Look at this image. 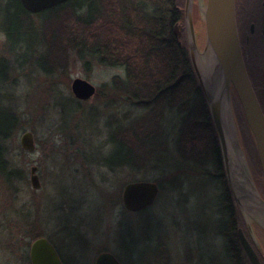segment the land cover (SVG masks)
I'll list each match as a JSON object with an SVG mask.
<instances>
[{
	"label": "rangeland",
	"instance_id": "obj_1",
	"mask_svg": "<svg viewBox=\"0 0 264 264\" xmlns=\"http://www.w3.org/2000/svg\"><path fill=\"white\" fill-rule=\"evenodd\" d=\"M248 1L246 17L238 1V28L246 36L255 26L251 41L264 62V44L258 37L257 24L263 17L262 1ZM8 4L9 0H0V83L5 85L0 90V108L11 109L20 125L12 138L0 142L10 163L9 171L16 172L8 179L0 171V244L48 238L69 263L95 264L105 252L119 257L121 227L139 230L145 226L151 236L159 234L170 249V264H227L225 243L219 236L224 221L222 185L213 175L217 172L213 166L183 155L177 141L181 118L173 113L166 119L167 134L158 142L160 149L145 155L141 166L112 170L105 159L114 150L113 134L148 114L113 89L114 79L126 75L125 68L103 64L87 51L81 56L80 49L72 47L65 57L51 62L45 46L35 47L33 35L22 37L24 52L12 53L1 28L17 12ZM193 5L198 40L205 39L204 22H198L203 20L199 14L206 9L207 0H194ZM45 15L46 11L32 16L37 29H41ZM64 23L70 26L69 19ZM200 40L203 50L204 40ZM243 49L247 64L251 57L246 46ZM76 79L93 84L97 90L94 97L88 101L77 99L72 90ZM254 88L264 110L259 82ZM235 102L233 94L237 135L248 169L258 184L262 176L250 138L241 132ZM227 126L233 133L230 117ZM27 132L34 135V152L21 145ZM32 167L39 168L40 190L32 187ZM139 181L159 182L164 187L155 207L146 214L126 211L123 205L124 187ZM243 212L247 228L245 216L252 224L264 259L263 217L256 210ZM19 217L27 219L24 227ZM1 249L0 262L7 255Z\"/></svg>",
	"mask_w": 264,
	"mask_h": 264
},
{
	"label": "trees",
	"instance_id": "obj_2",
	"mask_svg": "<svg viewBox=\"0 0 264 264\" xmlns=\"http://www.w3.org/2000/svg\"><path fill=\"white\" fill-rule=\"evenodd\" d=\"M8 5L15 6L17 12L1 28L12 53L24 52L22 37L33 35L35 47L45 46L51 62L65 57L66 50L72 47L79 48L81 56L87 51L103 64L125 68L126 75L114 79L113 89L148 114L113 134L114 150L105 159L112 170L141 166L145 155L160 149L158 142L167 134L166 119L173 113L181 118L177 141L183 155L213 166L217 170L213 175L222 185L224 221L219 236L224 238L227 264H251L238 233L239 227H246V223L226 178L219 136L191 60L187 33L184 30L181 38L175 33L176 26L185 21L184 0H71L47 11L41 29L34 25V14L21 0H9ZM246 10L242 9L245 17ZM66 19L70 20V26L64 23ZM244 43L251 57L247 63L251 80L254 86L259 82L264 96V62L253 41ZM4 88L0 83V90ZM1 102L0 97V106ZM235 105L241 132L250 138L257 159L254 161L262 176L258 182H262L255 140L237 97ZM19 125V118L11 109L0 108V142L12 138ZM9 164L5 151L0 149V171L11 179L16 172L9 171ZM156 183L163 192V185ZM118 239V259L123 264L171 262L168 246L159 234L151 236L145 226L139 230L123 226Z\"/></svg>",
	"mask_w": 264,
	"mask_h": 264
},
{
	"label": "water",
	"instance_id": "obj_3",
	"mask_svg": "<svg viewBox=\"0 0 264 264\" xmlns=\"http://www.w3.org/2000/svg\"><path fill=\"white\" fill-rule=\"evenodd\" d=\"M71 0H21L23 6L31 13L38 14L63 5ZM194 0H187L185 7V20L189 51L193 66L207 99L210 113L216 127L225 173L230 190L243 213L248 209L264 213V197L261 194L253 176H248L240 157L228 140L227 122L231 119L233 133L237 134V126L233 110V94L238 98L248 127L254 137L257 155L259 158L264 178V110L256 94L255 88L249 76L243 57L241 41L237 21L236 0H207L206 9L199 14L203 19L205 39L203 50L196 34L193 5ZM255 26L252 25V32ZM175 33L182 37L183 32L177 25ZM213 56L217 60L215 71L211 78V87H208L207 75L202 66V56ZM207 58V57H205ZM72 90L79 100L88 101L96 94V87L84 79H76ZM239 146L242 149L240 139ZM24 150L34 152L36 145L34 135L25 133L21 138ZM39 168L31 169V184L33 189L42 187ZM251 174V173H250ZM160 196V187L155 182H134L124 187L122 200L125 208L130 212H141L153 207ZM248 228L253 232V227L245 216ZM242 246L252 264H262L258 254L246 237L244 230L240 229ZM32 258L35 264H62L58 253L52 244L45 238L34 242ZM96 264H123L113 253L105 252L98 256Z\"/></svg>",
	"mask_w": 264,
	"mask_h": 264
},
{
	"label": "flooded vegetation",
	"instance_id": "obj_4",
	"mask_svg": "<svg viewBox=\"0 0 264 264\" xmlns=\"http://www.w3.org/2000/svg\"><path fill=\"white\" fill-rule=\"evenodd\" d=\"M238 1H239L240 8L241 7L242 8H247L248 7V3H249L248 0H238ZM261 1H262V7H263V17L261 18L260 22L257 23V24L259 25V28H260L258 37H259L260 41L263 42V44H264V0H261ZM186 2H187V0L185 1V6H186ZM183 9L185 11V8H183ZM195 20H196V17H194V21ZM184 22L185 21L181 22L180 25H182ZM184 28H185V25H184ZM239 33H240V38H241L240 40H241L242 51L244 53V49H243V48H245V43L244 42L246 41V43L250 44L251 40H253L252 36L254 35V32L252 33V30H251V32L248 35H246V36H245V34H242L240 31H239ZM258 188H259L261 194L264 197V185L262 184V182H260L258 184ZM21 220H23V221H21ZM25 220H27V219H25L23 217H19V223L23 227H24V221ZM241 227L244 230V233H245L246 237L248 238V240L252 244L253 248L255 249L256 253L258 254V256H259V258H260V260H261V262L263 264V260L264 259H263L261 251L257 247L256 241H255V237L249 231L247 226L245 228H243V226H241ZM241 227H239L238 233H239ZM254 233H255V231H254ZM8 236L11 239V236L10 235H8ZM255 236H256V233H255ZM220 238H223V237L220 236ZM39 239H41V238H38L35 241H37ZM45 239H47L52 244V246L55 248L56 252L58 253V255L60 257V260H61L62 264H72V263H69L67 260L64 259V256H63L62 252L60 251L59 248H57V246L54 243H52L48 238H45ZM239 239H240V233H239ZM34 242H32V243H21V244L20 243L0 244V248H3V249H1V251L2 252H7V255L9 256V257H7V255L6 256L3 255L5 260L1 261L0 264H35V262H34V260L32 258V249H33ZM240 242H241V239H240ZM241 245H242V243H241ZM242 248H243V246H242ZM243 250H244V248H243ZM244 252H245V250H244Z\"/></svg>",
	"mask_w": 264,
	"mask_h": 264
},
{
	"label": "bare ground",
	"instance_id": "obj_5",
	"mask_svg": "<svg viewBox=\"0 0 264 264\" xmlns=\"http://www.w3.org/2000/svg\"><path fill=\"white\" fill-rule=\"evenodd\" d=\"M207 57V58H205ZM202 66L204 68V71L207 75V85L208 87L211 89L212 92H214V88L211 87V78L210 75L212 76L213 72L215 71V66L217 65V60L215 57L209 55V56H202ZM228 140L231 144V146L233 147V149L236 151V153L238 154V156L240 157V161L242 162V165L244 167V169L246 170L247 174L249 177H251L250 171L248 169V166L246 164V160L243 154V151L241 149V147L239 146V142H238V135L236 133H229L228 132ZM262 211V210H261ZM259 211L258 213L263 217L264 220V213Z\"/></svg>",
	"mask_w": 264,
	"mask_h": 264
}]
</instances>
